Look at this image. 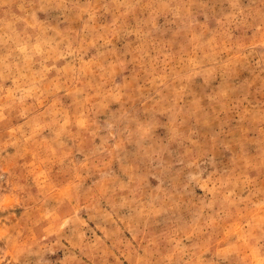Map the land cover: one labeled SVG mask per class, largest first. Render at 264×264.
Segmentation results:
<instances>
[{"label": "rangeland", "instance_id": "rangeland-1", "mask_svg": "<svg viewBox=\"0 0 264 264\" xmlns=\"http://www.w3.org/2000/svg\"><path fill=\"white\" fill-rule=\"evenodd\" d=\"M0 264H264V0H0Z\"/></svg>", "mask_w": 264, "mask_h": 264}]
</instances>
